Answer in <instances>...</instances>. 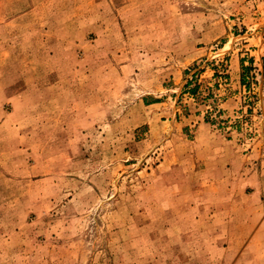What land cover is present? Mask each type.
<instances>
[{
	"label": "rangeland",
	"instance_id": "374dc122",
	"mask_svg": "<svg viewBox=\"0 0 264 264\" xmlns=\"http://www.w3.org/2000/svg\"><path fill=\"white\" fill-rule=\"evenodd\" d=\"M0 264H264V0H0Z\"/></svg>",
	"mask_w": 264,
	"mask_h": 264
}]
</instances>
